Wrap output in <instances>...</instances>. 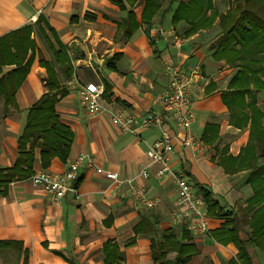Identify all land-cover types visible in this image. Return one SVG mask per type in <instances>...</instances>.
<instances>
[{"label": "crops", "instance_id": "1", "mask_svg": "<svg viewBox=\"0 0 264 264\" xmlns=\"http://www.w3.org/2000/svg\"><path fill=\"white\" fill-rule=\"evenodd\" d=\"M116 1L0 0V76L16 67V63L6 61L10 54L3 43L8 35L28 26L29 39L34 43L25 51L15 46L9 51L23 56L21 64L27 63V69L15 87V108L4 112L0 102V168L13 164L27 111L47 92L44 59L52 65L61 86L68 90L55 103V111L59 120L70 127L72 140L66 159L52 157L43 169L60 173L79 154H85L101 170H116L120 177L131 178L149 198L158 199L157 204L152 208L140 205L126 193L125 185L116 186L103 171L82 165L78 168L79 197L66 196L59 204L43 188L32 185L29 177L13 180L6 185L5 193H0V240L10 242L0 248V264H103V244L108 239L116 241L121 257L113 264H152L151 238L160 237L169 227L180 235L183 224L171 221L176 208L173 179L157 176L159 164L150 162L145 153L147 145L159 137V131L150 127L136 133L124 132L103 114L88 115L77 94L78 84L87 82L102 86L101 99L109 107L137 116L148 111L162 114L163 127L178 138L168 155L169 167L178 171L194 192V184L198 183L209 189L226 209L233 210L241 234L247 228L243 207H237L251 194L245 195L246 172L228 173L219 163L223 154L236 156L246 145L249 124L234 125L222 98L221 93L237 67L212 54V44L221 34L218 16L211 27L185 35L184 20L176 25L171 22L177 0L163 16L166 4L162 3V10L147 24L141 17L143 0L132 5L124 1L125 8H120ZM128 10L134 12L137 26L125 37L117 23ZM41 30L46 32L48 43H44ZM179 30L181 45L176 47L173 36ZM60 48L69 57L68 79L55 60L54 51ZM167 64L183 70L199 68V77L190 89L194 116L190 132L198 145L181 144L184 130L171 112L161 106L160 96L169 83ZM255 99L262 110L264 90L255 92ZM207 123L218 127V138L211 145L201 140ZM261 124L264 125V116ZM33 154L35 171L41 169L39 148ZM141 168L147 170V177L137 175ZM221 222L207 215L211 230ZM191 234L197 251L185 264H240L232 243H219L209 233ZM246 250L248 264H264V253L250 245ZM175 255V251H168L166 259L172 260Z\"/></svg>", "mask_w": 264, "mask_h": 264}, {"label": "trees", "instance_id": "2", "mask_svg": "<svg viewBox=\"0 0 264 264\" xmlns=\"http://www.w3.org/2000/svg\"><path fill=\"white\" fill-rule=\"evenodd\" d=\"M125 3L132 5L137 0H117L120 8ZM167 2L162 15L174 0H143L142 21L147 24L154 20L161 10V3ZM232 6L224 15H217L213 0H177L173 8L171 22L173 25L184 20L187 26L183 34L188 35L212 26L218 16L220 36L212 44L213 56L226 62H237V70L230 76L227 89L222 91V98L227 103L232 117V123L239 127L249 124V140L236 156L223 154L219 163L228 173L244 170L247 172L246 182L250 184L252 194L246 198L243 215L247 230L241 234L238 220L233 210L226 209L212 197L206 187L195 183V193L206 203V214L221 219L218 228L209 229V235L217 242L232 243L237 248V261L248 264L247 245L264 253V125L259 121L264 113L257 106L255 92L264 90V0H231ZM123 36L127 37L137 26L135 14L132 10L117 23ZM31 28L25 26L12 35H8L3 46L8 52L9 59L16 63V67L0 76V102L3 111L14 107L13 95L15 87L21 80L27 63H22L21 56L9 53L11 47H18L23 51L32 47L34 43L29 39ZM55 60L61 65L62 75L70 78L71 65L69 57L63 48L54 51ZM11 56V57H10ZM47 73V92L26 114L25 125L17 138L18 152L10 167L0 168V193H5L6 185L17 179L29 177L33 171L35 157L33 150L39 148V162L41 168L49 165L52 157L64 161L68 155L72 140L70 127L58 118L55 103L68 90L61 86L52 65L43 59ZM55 90L49 95V90ZM261 117V118H260ZM218 127L215 124L204 125L201 140L206 144H213L217 138ZM179 174V172H176ZM187 175V174H186ZM189 179H192L187 175ZM186 177V178H187ZM241 208V207H240ZM178 236L171 227L162 231L160 237L151 238L150 250L152 264H185L196 253L190 230L183 224ZM182 240H185L182 242ZM17 243V242H16ZM10 242L1 241L0 247H6ZM113 239L103 244V264H113L121 257ZM168 251H175L172 260L166 259ZM237 264L236 261H233ZM24 264V262L22 263Z\"/></svg>", "mask_w": 264, "mask_h": 264}, {"label": "built area", "instance_id": "3", "mask_svg": "<svg viewBox=\"0 0 264 264\" xmlns=\"http://www.w3.org/2000/svg\"><path fill=\"white\" fill-rule=\"evenodd\" d=\"M173 43L179 47L181 38L174 35ZM166 70L169 83L160 96L161 106L164 110L171 112L174 121L184 130L185 135L179 140L181 144L184 146L198 145L199 141L190 132V126L194 121L190 89L192 82L199 77V68L183 70L173 64H167ZM102 93V86L94 82L78 84V98L88 115L103 114L111 124L124 132L136 133L140 129L150 127L159 131V137L147 145L145 153L150 162L159 164L156 170L157 176L168 175L173 179L176 190V208L171 213V221L184 224L194 234L208 233L210 228L207 223L204 200L193 191L186 179L174 172L168 165V155L173 151L178 138L163 127L162 114L148 111L137 116L123 109H114L102 101ZM81 165L87 169L103 171L106 178L116 186L125 185L126 193L140 205L152 208L157 204L158 199L149 198L144 188L137 186L131 178L120 177L116 170H101L85 154H79L60 173L48 172L41 168L35 170L28 179L32 185L43 188L53 202L59 204L66 196L74 199L79 197L77 180L78 168ZM137 175L147 177L148 172L141 168Z\"/></svg>", "mask_w": 264, "mask_h": 264}, {"label": "rangeland", "instance_id": "4", "mask_svg": "<svg viewBox=\"0 0 264 264\" xmlns=\"http://www.w3.org/2000/svg\"><path fill=\"white\" fill-rule=\"evenodd\" d=\"M183 1H185V0H183ZM213 2H214V7H216L217 8V10H221V11H224V13L223 14H221V15H224L227 11H228V9L232 6V1L231 0H213ZM162 3H167L166 1L164 2H162ZM162 3H161V6H162ZM162 10V9H161ZM160 10V11H161ZM159 13V12H158ZM218 13V12H217ZM218 15V14H217ZM178 33H176V36L177 37H180L181 36V34H182V30H179V31H177ZM41 35H42V37L45 39V42L44 43H46L48 40H47V36H46V32L44 31V30H41ZM43 41V40H42ZM48 43V42H47ZM224 60V59H223ZM225 61V60H224ZM226 62V61H225ZM226 63H228V64H230L231 66H233V67H235V65H236V61L235 62H226ZM262 65H264V63H262ZM237 70V69H236ZM235 70V71H236ZM234 71V72H235ZM233 72V73H234ZM260 78H262V76L260 77ZM54 89L53 90H49L48 91V94L49 95H51V94H53L54 93ZM256 104V103H255ZM261 107H262V110H261V108L259 107V109L261 110V112L262 111H264V106H262V105H260ZM262 113H264V112H262ZM261 118V117H260ZM259 121H261V119L259 120ZM241 171H244V170H242L241 169ZM246 172V171H245ZM245 176H247V172L246 173H243ZM244 188H246V190H247V192L245 193V195L249 192V194L251 193L252 194V190H251V188H250V184H248L247 183V185H246V187H244ZM250 194V195H251ZM249 197V196H248ZM247 197V198H248ZM246 200V199H245ZM245 200H243V201H241L238 205H237V207L238 206H241V207H243L244 205H245ZM242 211H243V208H242ZM244 229V228H243ZM245 229L247 230V228L245 227ZM244 229V230H245ZM0 248H5V247H0Z\"/></svg>", "mask_w": 264, "mask_h": 264}]
</instances>
